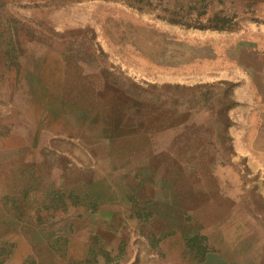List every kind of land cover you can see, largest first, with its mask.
<instances>
[{
  "label": "rangeland",
  "instance_id": "rangeland-1",
  "mask_svg": "<svg viewBox=\"0 0 264 264\" xmlns=\"http://www.w3.org/2000/svg\"><path fill=\"white\" fill-rule=\"evenodd\" d=\"M0 264H264V0H0Z\"/></svg>",
  "mask_w": 264,
  "mask_h": 264
},
{
  "label": "crops",
  "instance_id": "crops-1",
  "mask_svg": "<svg viewBox=\"0 0 264 264\" xmlns=\"http://www.w3.org/2000/svg\"><path fill=\"white\" fill-rule=\"evenodd\" d=\"M246 105V103H244L243 105H242V107L243 106H245ZM250 106L252 107V108H254L255 107V105H254V103L252 102V104L250 103Z\"/></svg>",
  "mask_w": 264,
  "mask_h": 264
}]
</instances>
